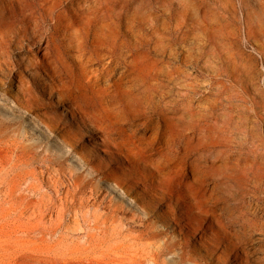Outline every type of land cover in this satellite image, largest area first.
Segmentation results:
<instances>
[{"label": "rangeland", "instance_id": "obj_1", "mask_svg": "<svg viewBox=\"0 0 264 264\" xmlns=\"http://www.w3.org/2000/svg\"><path fill=\"white\" fill-rule=\"evenodd\" d=\"M27 1L23 10L0 0V37L9 41L0 49V264H263L264 184L226 160L264 152V0H117L113 35L119 42L127 37L129 12L131 37L162 41L131 46L133 66L122 49L113 57L107 46L97 52L85 36L79 51L100 71L99 82L115 92L110 96L88 83L77 42L55 31L51 50L68 66L86 120L109 136L114 153L126 149L110 129L134 127L136 145L167 147L162 159L171 182H159L154 165H143L149 193L132 181L140 174L126 156L110 162L99 149L95 155L88 144L93 133L80 132V117L58 118L46 94L43 103L16 99L13 83L28 64L25 52L53 28L50 19L35 25L29 14L39 0ZM108 34L103 26L101 37ZM176 66L181 72L173 79ZM37 83L35 92L42 93ZM189 84L195 89L193 140L181 125L190 120L186 111L180 128L170 120L178 104L187 102L181 94ZM111 99L119 100L116 107ZM117 163L131 170H118Z\"/></svg>", "mask_w": 264, "mask_h": 264}, {"label": "bare ground", "instance_id": "obj_2", "mask_svg": "<svg viewBox=\"0 0 264 264\" xmlns=\"http://www.w3.org/2000/svg\"><path fill=\"white\" fill-rule=\"evenodd\" d=\"M9 1H11L12 3L16 2L23 10H25V6L28 3L27 0H9ZM89 1L88 0H69L68 2L72 3L71 4L72 10H70V12L64 7L65 6L64 0H39V2L37 3V6L35 5L36 3L33 4L37 8H35L33 6L34 7L33 12H31V14H29V15L31 16V19L34 20L35 25H38L42 20L50 19L53 22V28H52L53 31L51 30L50 32H48V34L46 36H43V35L40 36L37 39V42L34 44V48H29L30 51L25 52L24 56H26L28 58V64L25 65L24 69L20 68L18 72L16 71L17 72L16 73L17 80L14 81L13 86L19 92V94L16 96V99L18 100V102H20L22 104L30 105L33 103L36 104L37 102L43 103V102H45V98L43 97V94L44 95L46 94L50 99L54 100L53 105H55V107L58 109V113H57L59 116L58 118H60V119L65 118L66 120H69V119L73 120V118L76 119L77 117H80L79 118L80 122L83 125L82 130L80 132L83 135L87 131L93 133V135L89 136L88 144L90 145L91 149H93L95 155L98 156L97 153L99 154V152L97 151V149H99L100 151L103 152V154L106 156V158H108V160L110 162H112V159H114V158L117 160H122L120 157V154H123V152H120V154H119V152L114 153L113 149H111L110 146L106 144L107 138L109 136L105 135V138H104L103 133H101V132L99 133L97 131V126L93 122H89L86 120L87 112H85V111H87V110L82 106L83 105L82 102L75 95V91L73 89V83L71 80L72 78L69 75V69H67L68 66L64 65L63 62L59 61L58 57L51 50L52 46L50 47V44L52 43L51 42L52 37H54V34L56 33L55 31H57V34L59 31L60 32L62 31V36L68 43H72L73 41L77 42V44L75 46L78 50V52L76 54V58L79 61L81 68L83 69V71H85V74L88 76V77L86 76L89 80L88 83L91 84V86L92 85L97 86L98 89L97 88L96 89L99 90L98 91L99 94L105 93L109 96H110V94H108V93L111 92L112 89H109V87L103 86L102 83L99 82V81H101L99 78L100 71L94 67L95 66L94 63H93L94 66H92L91 63L93 61L88 62L89 63V66H88L87 63L85 62V59L83 58V55L81 53L82 51H79V50H81V48L83 49V47H81V45H82L83 41H85L87 39L86 37L92 38L93 48H95V49L97 48V52H98V48L100 49L101 47L103 48V47L107 46V47H109V49H108L109 55L113 57L122 49L121 55L123 56L124 59H126L125 60L126 62H128L129 64H132V65L134 63L129 57L131 55L130 54L131 46L133 47L135 45L136 48H139L138 46H142L145 43L150 42V41H154L155 45H159V43L162 40L161 39H155L154 40L153 38H150V37H143V38H138L135 40L133 37H131L130 34L133 33L132 32L133 27H132L131 21H133V20H131L132 16L129 15L130 12L128 11L129 14H127L126 18H125L127 37L123 38V40L121 42H119L117 37L115 35H113L115 32V25H116L114 18H115V15L117 13V10H119V9H117V0H93V4L89 3ZM31 10H32V7H31ZM30 16H29V18H30ZM24 20L25 19H23V21ZM103 26H107V28L110 32V34H108V37L106 38V40H104L103 37H101V30H102ZM37 29L38 28L35 27L33 30V34L35 36L39 35ZM41 31H43V30H41ZM9 33H10V35H12L13 32L10 31ZM1 35H4V34H1ZM2 38L3 37H0V49L5 47V44L6 43L8 44V42H9V41H6L4 39L2 40ZM57 39H59V38H57ZM120 40H121V38H120ZM88 48L89 47H87V49ZM70 50L72 51V48ZM142 54H143V57H147V59L149 58L150 54L147 51L143 52ZM85 55H86V53H85ZM97 55H98V53H97ZM121 55H119V56H121ZM156 60H157L156 58H153V62H156ZM133 66H131V67H133ZM37 68L42 69L41 70V71H43L42 74L40 73L41 71H39V69H37ZM113 69H114V67H113ZM135 69H136V67H135ZM130 72H132L130 74L131 77H133L136 81L140 80V77H139L140 74H138V72H137V74H134L133 71H130ZM180 72H181V70L179 69V67L176 66L175 68H172V70L170 71V74L173 75V77L172 76L171 77L174 79V77L177 76ZM144 75H146V74H144ZM146 76H149V75H146ZM143 77H141V78H143ZM102 79H104V78H102ZM36 81L38 82L37 84L39 85L40 89L42 90V93H36L35 92L33 82H36ZM110 88H112V87L110 86ZM92 89H95V87ZM194 90H195L194 85L189 84L187 91L184 92L183 94H181L187 98V100H186L187 102L185 104H183V103L178 104V107L175 108V110L172 112L173 114L171 113L173 115L172 117H174V118L173 119L170 118V120L175 119L176 121H174V122L178 123V124L175 123L176 126L174 128L178 129V128H180L181 125H183V127L185 126V128L188 129L189 136H190V138H192V140L194 139V135L196 134L195 130H196V126H197L196 125L197 124L196 119H195V115H196L195 114V108L193 105L194 100L192 98V94H193ZM112 93H114V95H115V92L112 91ZM122 94H124V93H122ZM130 94H132V93H130ZM130 94L126 93V95H124V96L130 98ZM114 97L112 96V98H114ZM100 98H102V97H100ZM103 98H104V95H103ZM117 98H119V96ZM113 100H112L111 104H110V100H109V102H107V104L109 103L110 106L116 107V105L118 104L117 102L119 100L116 101V99H115L116 104L113 103ZM126 100H128V99H126ZM123 101H125V100H123ZM104 104L106 107L109 105V104L106 105V102ZM120 104H122V103H120ZM96 105H98V103ZM86 106H88V105H86ZM89 108H90V103H89ZM185 111L189 115L190 120L187 123L183 122L180 125L182 113ZM166 112H165V114H166ZM91 113L92 112H90V114ZM169 114H168V116H170ZM87 116H89V115H87ZM181 122H182V120H181ZM113 130L114 129H112V130L110 129V132H115L118 134L121 143H123L122 145L126 149V151L124 152L125 154H123V155L127 157L128 163L131 166L132 171H134L136 174H137V172H138V174H140L138 177L134 176L132 178V181L139 182L143 185V187L141 188L142 193H144V192L149 193V191H148V189H149L148 174L146 173L145 169L142 167L143 165H154L153 167L156 168V170L159 174L158 176L160 177V180H158L159 182H162V183L171 182L169 179L170 175H171L170 167H166L167 165L163 164L164 160L162 159L163 155H165L164 153L168 150V149L167 150L165 149L167 147H165L164 144H162L163 146L159 145V146H161V148L159 147V149L156 151L155 150L154 151L148 150L147 148H145L146 146L145 147L142 146L143 148H141L140 146L136 145V142L134 141V139L135 140H136V138L138 139V137H137L138 135H137V132H136L134 127L133 128L130 127L129 132H128V130H127V132H124V131H122V129L121 130L117 129L114 131ZM167 144H168V142H167ZM152 148H155V147H152ZM166 153H168V152H166ZM165 156H167V154ZM105 162H106L105 163L106 166L108 167L107 170H109L111 168V165H109L108 161H105ZM226 162L228 165H230V167L232 166L236 169H239L243 173L249 172L250 175L254 178V180L259 182V184H262V185L264 184V152H261L259 150H253L250 154L243 155L241 159L239 157H237L236 160L234 159V161L230 160V158L228 157V160H226ZM115 166L118 170H123V168H124V170L125 169L131 170V169H129V167L127 165L122 164V163H117ZM166 180H167V182H166ZM173 187H174V185H172L171 188L173 189ZM137 191H138V189H137ZM154 200H155V204L157 206H159V203H160L159 200H157V199H154ZM161 205H162V203H161ZM165 205H166V207H169L168 202H165ZM262 207H264V206H262ZM173 219H175V217ZM246 220H247V218H246ZM244 221H243V223H245ZM259 223H261V227L264 228V216L262 217V220ZM249 226H253V225H249ZM190 230L194 231V229H190ZM199 237H202V235H199ZM262 245L263 246H262L261 250L264 253V243ZM231 250L234 251V249H231ZM234 256L237 258L236 252L234 253ZM263 264H264V262H263Z\"/></svg>", "mask_w": 264, "mask_h": 264}]
</instances>
